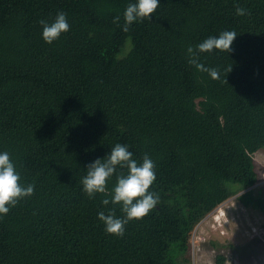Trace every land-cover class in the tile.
<instances>
[{
  "label": "trees",
  "instance_id": "16d2710c",
  "mask_svg": "<svg viewBox=\"0 0 264 264\" xmlns=\"http://www.w3.org/2000/svg\"><path fill=\"white\" fill-rule=\"evenodd\" d=\"M136 0H0V153L34 194L0 214V264H191L190 236L218 205L254 186L264 147V0H159L151 20L122 30ZM245 10L237 15L236 8ZM70 29L47 44L40 20ZM119 17V25L114 18ZM235 31L232 52L187 48ZM232 66V71L226 69ZM227 79V82H226ZM67 97V98H66ZM155 162L159 203L122 237L89 198L87 165L116 145ZM249 190L246 205L264 200ZM218 254L216 264H225Z\"/></svg>",
  "mask_w": 264,
  "mask_h": 264
},
{
  "label": "clouds",
  "instance_id": "9594fccd",
  "mask_svg": "<svg viewBox=\"0 0 264 264\" xmlns=\"http://www.w3.org/2000/svg\"><path fill=\"white\" fill-rule=\"evenodd\" d=\"M158 7L159 0H136L135 3H129L124 11L122 30L127 32L134 22L151 20ZM236 14L245 15V10L237 7ZM119 19L117 16L113 21L117 26H120ZM39 23L43 28V40L47 44L59 40L61 35L70 29L64 12L57 13L55 20L51 23L46 20H40ZM236 37L235 31H223L219 36L208 37L195 48L189 46L187 48L189 63L200 71L208 72L213 79H219V70L205 68L198 62V54L211 53L213 50L231 53ZM226 71L230 73L232 66ZM155 167V162L147 154L143 156L142 163L138 164L133 159L128 146L121 144H116L102 159L97 158L87 165V174L82 178L81 183L83 191L89 198H94L96 194L108 196V181L114 174H117L118 169H127L126 175L123 172L116 175V184L112 189L111 199L106 198L102 201L104 205L109 203L114 206L119 205L124 215L117 217L115 207L110 209L108 214L103 211L98 213V219L103 222L107 233L122 237L129 221L142 219L159 203V195L149 191L150 186L156 180ZM20 179L9 154L0 153V214H7L10 207H15L20 200L34 194V185L23 186Z\"/></svg>",
  "mask_w": 264,
  "mask_h": 264
},
{
  "label": "rangeland",
  "instance_id": "374dc122",
  "mask_svg": "<svg viewBox=\"0 0 264 264\" xmlns=\"http://www.w3.org/2000/svg\"><path fill=\"white\" fill-rule=\"evenodd\" d=\"M253 157L259 180L252 194L264 200V147ZM247 190L218 205L195 226L188 253L191 264H216L218 254L226 256L225 264H264V210L239 199Z\"/></svg>",
  "mask_w": 264,
  "mask_h": 264
},
{
  "label": "water",
  "instance_id": "95a60500",
  "mask_svg": "<svg viewBox=\"0 0 264 264\" xmlns=\"http://www.w3.org/2000/svg\"><path fill=\"white\" fill-rule=\"evenodd\" d=\"M250 188H251V187H249V188H247V189H250ZM247 189H245V190H247ZM243 191H244V190H243ZM202 220H203V219H202ZM202 220H201V221H202ZM201 221H200V222H201ZM200 222H199V223H200ZM199 223H198V224H199ZM198 224H197V225H198Z\"/></svg>",
  "mask_w": 264,
  "mask_h": 264
}]
</instances>
